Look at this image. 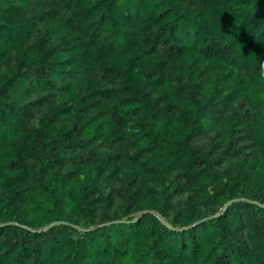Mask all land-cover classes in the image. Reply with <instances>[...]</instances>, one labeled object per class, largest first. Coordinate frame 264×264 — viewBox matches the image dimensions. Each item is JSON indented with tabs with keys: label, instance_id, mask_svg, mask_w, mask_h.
Here are the masks:
<instances>
[{
	"label": "trees",
	"instance_id": "obj_1",
	"mask_svg": "<svg viewBox=\"0 0 264 264\" xmlns=\"http://www.w3.org/2000/svg\"><path fill=\"white\" fill-rule=\"evenodd\" d=\"M0 264H264V0H0Z\"/></svg>",
	"mask_w": 264,
	"mask_h": 264
}]
</instances>
